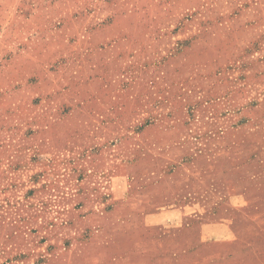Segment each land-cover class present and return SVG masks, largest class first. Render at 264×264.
<instances>
[{
	"label": "rangeland",
	"instance_id": "1",
	"mask_svg": "<svg viewBox=\"0 0 264 264\" xmlns=\"http://www.w3.org/2000/svg\"><path fill=\"white\" fill-rule=\"evenodd\" d=\"M0 264H264V0H0Z\"/></svg>",
	"mask_w": 264,
	"mask_h": 264
}]
</instances>
